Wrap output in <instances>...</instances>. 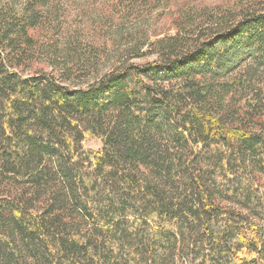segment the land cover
I'll return each instance as SVG.
<instances>
[{
	"label": "trees",
	"instance_id": "1",
	"mask_svg": "<svg viewBox=\"0 0 264 264\" xmlns=\"http://www.w3.org/2000/svg\"><path fill=\"white\" fill-rule=\"evenodd\" d=\"M67 1L0 0V264H264V0Z\"/></svg>",
	"mask_w": 264,
	"mask_h": 264
},
{
	"label": "rangeland",
	"instance_id": "2",
	"mask_svg": "<svg viewBox=\"0 0 264 264\" xmlns=\"http://www.w3.org/2000/svg\"><path fill=\"white\" fill-rule=\"evenodd\" d=\"M16 3H22L25 0H13ZM179 1V5L182 3L190 2L191 0H172V10L170 13L164 14L163 12L161 15L159 13H155L153 17L150 19L149 25L151 27H156L157 31L162 32H169L173 33L174 28L171 26L172 18L174 14H172V11H175V3ZM202 1L209 5L224 3L226 4L230 0H198ZM64 10L66 11V14L61 22V28L56 32V38L59 42L60 48H65L68 43V40L74 36L78 35V33H81V37L86 39L89 43L94 44H103L107 43L108 47L111 49V52L113 53L116 49L113 45V42L111 40L107 41L106 38L102 37L96 30L94 31V24L96 19L100 20V17L98 14L101 13L102 7L99 6V4L93 3V1H88L87 3L85 0H75V1H67L65 4ZM177 5V4H176ZM109 11V9H107ZM161 13V12H160ZM143 25V24H142ZM129 26V25H127ZM130 27V26H129ZM128 27V28H129ZM95 33V34H94ZM39 37H41L42 40H46L43 33H38ZM79 36V35H78ZM80 37V36H79ZM114 48V50H113ZM150 58H153L152 56ZM148 58V59H150ZM145 60L137 61V62H143ZM112 60H107L106 58L102 59L99 65V68L102 70L108 69L112 65ZM91 77H93L91 75ZM85 148L93 149V150H100L103 147V143L100 139L92 136H87L83 143Z\"/></svg>",
	"mask_w": 264,
	"mask_h": 264
}]
</instances>
